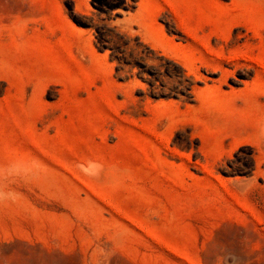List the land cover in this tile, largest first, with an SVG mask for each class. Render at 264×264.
<instances>
[{
	"label": "rangeland",
	"instance_id": "rangeland-1",
	"mask_svg": "<svg viewBox=\"0 0 264 264\" xmlns=\"http://www.w3.org/2000/svg\"><path fill=\"white\" fill-rule=\"evenodd\" d=\"M263 116L264 0H0V264H264Z\"/></svg>",
	"mask_w": 264,
	"mask_h": 264
},
{
	"label": "clouds",
	"instance_id": "clouds-1",
	"mask_svg": "<svg viewBox=\"0 0 264 264\" xmlns=\"http://www.w3.org/2000/svg\"><path fill=\"white\" fill-rule=\"evenodd\" d=\"M36 179V175L29 170H7L0 173V202L14 203L19 198L14 185L17 183H28Z\"/></svg>",
	"mask_w": 264,
	"mask_h": 264
},
{
	"label": "bare ground",
	"instance_id": "bare-ground-1",
	"mask_svg": "<svg viewBox=\"0 0 264 264\" xmlns=\"http://www.w3.org/2000/svg\"><path fill=\"white\" fill-rule=\"evenodd\" d=\"M192 73H193V75H194V77L198 80H200L202 77V75L201 76H199V74L197 73V72H195V71H192ZM259 135H260V137H261V141H263L264 142V116L262 117V119H261V126H260V129H259ZM262 142V143H263ZM261 146V145H260ZM262 148V147H261Z\"/></svg>",
	"mask_w": 264,
	"mask_h": 264
}]
</instances>
